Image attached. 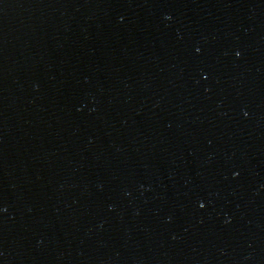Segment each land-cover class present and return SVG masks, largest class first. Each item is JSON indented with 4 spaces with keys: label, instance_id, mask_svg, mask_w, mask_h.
Instances as JSON below:
<instances>
[{
    "label": "water",
    "instance_id": "1",
    "mask_svg": "<svg viewBox=\"0 0 264 264\" xmlns=\"http://www.w3.org/2000/svg\"><path fill=\"white\" fill-rule=\"evenodd\" d=\"M0 264H264V0H0Z\"/></svg>",
    "mask_w": 264,
    "mask_h": 264
}]
</instances>
